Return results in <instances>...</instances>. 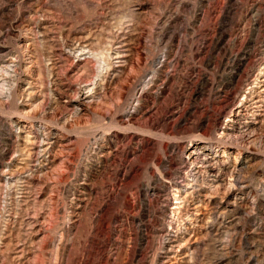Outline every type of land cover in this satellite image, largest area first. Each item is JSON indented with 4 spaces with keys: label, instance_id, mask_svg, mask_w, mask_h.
I'll return each mask as SVG.
<instances>
[{
    "label": "rangeland",
    "instance_id": "obj_1",
    "mask_svg": "<svg viewBox=\"0 0 264 264\" xmlns=\"http://www.w3.org/2000/svg\"><path fill=\"white\" fill-rule=\"evenodd\" d=\"M0 264H264V0H0Z\"/></svg>",
    "mask_w": 264,
    "mask_h": 264
}]
</instances>
